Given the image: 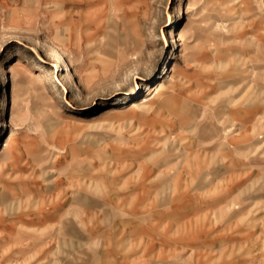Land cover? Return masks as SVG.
I'll return each instance as SVG.
<instances>
[{"label": "rangeland", "instance_id": "rangeland-1", "mask_svg": "<svg viewBox=\"0 0 264 264\" xmlns=\"http://www.w3.org/2000/svg\"><path fill=\"white\" fill-rule=\"evenodd\" d=\"M0 264H264V0H0Z\"/></svg>", "mask_w": 264, "mask_h": 264}, {"label": "bare ground", "instance_id": "bare-ground-1", "mask_svg": "<svg viewBox=\"0 0 264 264\" xmlns=\"http://www.w3.org/2000/svg\"><path fill=\"white\" fill-rule=\"evenodd\" d=\"M176 35L178 37L174 41L176 42V45H177L176 48H178V46H181V43H179L177 41L181 40L182 37H183L182 30H179ZM59 56H60V54H59ZM62 61L64 62L63 59H62ZM64 63H63L62 66H66V64H64ZM11 70H12V67H11ZM11 79L12 80H11V84H10L8 105H7V109H6V113H5V120H6L7 125H11L12 126V124H14L15 112H16L17 89H16L15 82L13 81L14 77H11ZM166 87H167V85L162 80H159L156 83L150 85L147 88L150 91L147 94V96L143 97L140 102H134L133 105H132L133 106L132 108L133 109H137V108H141V107H145V106L151 105L157 99L158 95L166 89ZM14 140H15V137L12 134L9 137V140L6 142L5 146L7 148L11 147V145L14 143Z\"/></svg>", "mask_w": 264, "mask_h": 264}, {"label": "water", "instance_id": "water-1", "mask_svg": "<svg viewBox=\"0 0 264 264\" xmlns=\"http://www.w3.org/2000/svg\"><path fill=\"white\" fill-rule=\"evenodd\" d=\"M7 105H8V102H7ZM7 105H6V108H7Z\"/></svg>", "mask_w": 264, "mask_h": 264}]
</instances>
